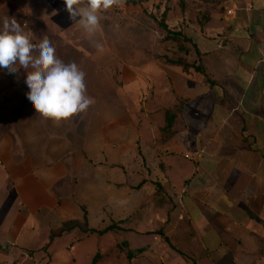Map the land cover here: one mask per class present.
Returning a JSON list of instances; mask_svg holds the SVG:
<instances>
[{"label":"crops","instance_id":"0c3cea01","mask_svg":"<svg viewBox=\"0 0 264 264\" xmlns=\"http://www.w3.org/2000/svg\"><path fill=\"white\" fill-rule=\"evenodd\" d=\"M256 2L184 0L167 23L194 47L178 51L159 35L129 59L110 36L75 24L64 0H0V28L15 18L32 43L47 37L57 58L85 73L93 100L56 123L27 99L25 69L0 68V264H12L14 246H39L84 213L89 229L120 221L96 236L118 233L120 247L136 251H121L123 264H264V5Z\"/></svg>","mask_w":264,"mask_h":264},{"label":"clouds","instance_id":"9594fccd","mask_svg":"<svg viewBox=\"0 0 264 264\" xmlns=\"http://www.w3.org/2000/svg\"><path fill=\"white\" fill-rule=\"evenodd\" d=\"M122 3L123 0H64L70 19L89 35L99 27L101 10ZM0 68L9 73L25 69L27 99L37 113L56 123L84 112L93 103L86 95L85 73L77 64H65L57 58L47 37L38 45L32 43L15 18L5 17L0 28Z\"/></svg>","mask_w":264,"mask_h":264},{"label":"rangeland","instance_id":"374dc122","mask_svg":"<svg viewBox=\"0 0 264 264\" xmlns=\"http://www.w3.org/2000/svg\"><path fill=\"white\" fill-rule=\"evenodd\" d=\"M183 2L184 0H138L135 4H126V0H123L121 5H114L98 13L99 27L96 32L102 36H110V40L106 43L114 52L118 54L123 49L127 52L129 59H134L137 48L150 51L152 46L157 45L159 35L166 42L167 39H164L158 21L164 10H166V23L170 11L183 13L185 9ZM262 5L264 0H257L258 11ZM172 16L175 15L172 14ZM187 35L193 37L190 32ZM101 44H104L103 41ZM175 44L178 51H181L179 46L193 48V46L190 48L187 41L182 38L176 40ZM118 235L116 233L105 236H86L75 230L54 239L50 247L44 250L41 248L46 242L39 246L33 244L28 247L14 246L11 262L12 264H92L94 256L98 253L95 264H123L120 259L121 251L125 258L134 250L121 248ZM19 260L23 261L19 262Z\"/></svg>","mask_w":264,"mask_h":264},{"label":"trees","instance_id":"16d2710c","mask_svg":"<svg viewBox=\"0 0 264 264\" xmlns=\"http://www.w3.org/2000/svg\"><path fill=\"white\" fill-rule=\"evenodd\" d=\"M137 1L138 0H126V4H128V3L135 4ZM165 17H166V10H164L162 12L161 19L158 21L159 27L163 31L164 39L176 41L179 38H182L183 40L190 42V38H188L182 31L169 28L167 23L165 22L166 21ZM192 46L194 47V44H192ZM179 49H181V51H183L185 53L188 52V49L185 46H179ZM165 61L169 64H172V65L181 66L183 68V70H187L189 67H193L192 64L186 63L185 61H182L181 59L173 60V59L166 58ZM194 69L197 72H200L201 74L205 75L204 69L202 68V66L200 64L197 66H194ZM119 222H120L119 220L118 221H112L109 226H107L101 230L89 229L87 227L86 214L84 213L83 219L81 221H79V220H67V221H64L60 225V227H58L57 229L50 230L49 234H48V240L41 249L42 250L47 249L48 247H50V245L54 239L60 238L64 234L71 233L77 229L83 233H89V234H95V235H103L105 233L112 232V231L115 232L118 229V223ZM135 252L136 251H134L133 253H135ZM133 253L128 254L127 256L131 257V255ZM97 257H98V253H96V255L94 256L92 264L96 263Z\"/></svg>","mask_w":264,"mask_h":264}]
</instances>
